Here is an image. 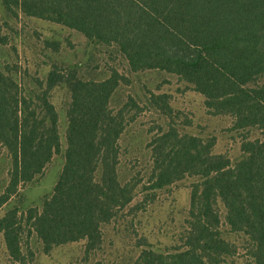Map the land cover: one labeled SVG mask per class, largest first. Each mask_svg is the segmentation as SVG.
Here are the masks:
<instances>
[{
	"label": "trees",
	"instance_id": "obj_1",
	"mask_svg": "<svg viewBox=\"0 0 264 264\" xmlns=\"http://www.w3.org/2000/svg\"><path fill=\"white\" fill-rule=\"evenodd\" d=\"M0 5L13 19L22 14L52 22L97 45L117 47L133 73L176 75L205 98L209 115L231 117L236 132L264 133V87H250L264 78V0H0ZM4 27L8 23L0 16V45L9 42ZM12 72L0 71V148L13 163L0 209L61 153L51 92L65 85L70 102L65 163L52 194L41 210L25 213V225L18 209L8 211L0 235L19 264H27L26 228L46 255L81 241L91 254L103 244V226L131 205L137 188L119 179L127 121L123 109L110 106L127 79L114 71L103 81L85 80L74 67L54 66L27 95ZM169 99L158 95L150 103L171 119ZM215 144L181 134L173 122L151 140L152 171L144 191L154 197L185 178L199 180L192 186L180 244L160 252L143 243L135 264H225L237 250L221 232L220 203L231 232L247 238L248 257L264 264V139L244 140L242 159L234 164L214 153Z\"/></svg>",
	"mask_w": 264,
	"mask_h": 264
},
{
	"label": "rangeland",
	"instance_id": "obj_2",
	"mask_svg": "<svg viewBox=\"0 0 264 264\" xmlns=\"http://www.w3.org/2000/svg\"><path fill=\"white\" fill-rule=\"evenodd\" d=\"M4 33L9 36L6 45H0V71L13 70L20 87L28 93L36 89V79L46 81L54 66L74 67L85 80L103 81L114 71L123 75L122 84L112 97L110 106L116 112L123 109L127 121L120 139L121 156L118 168L121 183L137 185L131 205L119 212L117 218L103 226V244L91 254L85 251L86 241L55 248L49 255L43 244L28 228L22 237V248L27 264H135L143 243L156 251L166 252L180 244L186 232L192 186L199 179L185 178L150 196L144 191L152 171V155L148 145L171 122L181 134L215 140V154L226 155L231 162L242 159L241 145L246 139H264V133L255 129L235 132L229 116L207 113L204 97L176 75L158 70L133 73L125 56L115 46H100L81 33L64 26L19 14L13 19L0 5ZM51 43L52 46H47ZM58 45V49H56ZM250 87H264V78ZM167 95L173 111L170 118L154 109V96ZM50 100L59 114L61 153L34 182L20 185L17 194L0 209V220L10 210L18 209L22 225L30 209L41 210L60 177L65 158L67 109L70 95L65 85L56 87ZM12 159L0 148V195L10 183ZM223 237L236 247V254L225 264H254L248 257V240L242 234L231 232L225 222L226 211L220 203ZM0 264H19L9 255L3 235H0Z\"/></svg>",
	"mask_w": 264,
	"mask_h": 264
},
{
	"label": "crops",
	"instance_id": "obj_3",
	"mask_svg": "<svg viewBox=\"0 0 264 264\" xmlns=\"http://www.w3.org/2000/svg\"><path fill=\"white\" fill-rule=\"evenodd\" d=\"M205 99V98H204ZM205 102V101H204ZM216 117H218V116H216ZM220 117V116H219ZM236 132V131H235Z\"/></svg>",
	"mask_w": 264,
	"mask_h": 264
}]
</instances>
